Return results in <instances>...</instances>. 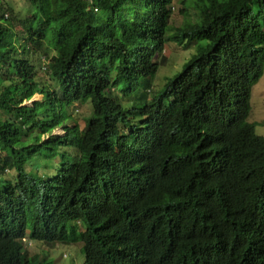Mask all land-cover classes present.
Instances as JSON below:
<instances>
[{"label": "trees", "instance_id": "obj_1", "mask_svg": "<svg viewBox=\"0 0 264 264\" xmlns=\"http://www.w3.org/2000/svg\"><path fill=\"white\" fill-rule=\"evenodd\" d=\"M26 1L18 18L0 0V264H52L23 250L28 219L30 238L73 246L74 264H264V137L247 120L264 0H196L173 39L205 43L150 100L173 0ZM121 83L125 97L142 88L125 106ZM86 100L83 129L50 134Z\"/></svg>", "mask_w": 264, "mask_h": 264}, {"label": "rangeland", "instance_id": "obj_2", "mask_svg": "<svg viewBox=\"0 0 264 264\" xmlns=\"http://www.w3.org/2000/svg\"><path fill=\"white\" fill-rule=\"evenodd\" d=\"M3 1L9 4V6L14 11V14H16L18 18H24L35 10V8L30 6V4H27L26 0ZM195 2L196 0H173L172 2V13L165 33L166 39L164 43V49L161 53V55L164 56L165 60L161 62L155 76L152 78V86L147 91L148 100L159 95L164 86V78L167 76V79L168 77L172 76L175 72L180 70L183 63L187 61L194 53H196L197 46L205 43L204 40H201L187 47H183L178 45L177 41L173 39V37L178 35L181 27L186 24L188 25L191 23H195L198 20H196L197 8L195 6ZM28 6L31 7L30 10ZM181 9H183V11H181ZM45 45L46 44L44 43V46ZM48 51L51 55V50ZM42 57L43 53L39 51H36L31 55V60L37 68V76L40 80L44 81V83L48 87H55V79L51 78L48 72L42 68ZM123 87V83L117 85L116 89L114 90V94H116L117 97L121 100L123 98L122 104L124 106L134 101L133 97H135V95L142 91V88L140 87L138 88V90L131 91L130 95H126L125 97L122 92ZM41 97V94H35L31 98L32 100H27L24 102V104H31L33 100H39ZM250 105L251 109L247 120L255 125L256 134L262 135L264 137V70L262 76L252 87ZM63 112L65 113V119L59 127L52 130V132L50 133L51 135H63L64 125H76L80 129H83L85 121L91 115L92 106L89 100L74 102L70 105L64 106ZM50 134L42 135V138L44 139ZM27 140L28 139H26V141ZM42 163L43 162H39L38 165H41ZM4 175L5 178L9 180L13 178V176H16V173L15 171L10 170L5 172ZM27 248L31 253L36 248H47V250L41 251L40 257L46 256L49 260H51L52 264H74L75 260L80 257V255L78 254L76 249H74L73 246L68 247L66 245H57L56 247H54L53 244L45 242L28 241Z\"/></svg>", "mask_w": 264, "mask_h": 264}, {"label": "clouds", "instance_id": "obj_3", "mask_svg": "<svg viewBox=\"0 0 264 264\" xmlns=\"http://www.w3.org/2000/svg\"><path fill=\"white\" fill-rule=\"evenodd\" d=\"M47 61L44 59V57H42V62H41V64H42V68L45 70V68H44V65H45V63H46ZM64 130V129H63ZM7 172V171H6ZM16 201H18L19 203H21L22 204V206L23 205H25L26 203H28V202H32V203H37V204H39L40 203V199H41V197L40 196H38V195H30V196H20L19 198H14ZM30 231H31V220L30 219H28V221H27V226L25 227V230H24V235L22 236V238H21V242H22V244H23V250L24 251H29V249L27 248V242L28 241H34V242H41V241H39V240H34V239H32V238H30L29 237V233H30ZM42 250H47V248H36V249H34L33 250V252L34 251H42ZM30 252V251H29ZM32 252V253H33ZM30 254H31V252H30ZM151 258H152V260H153V263L154 264H166L167 263V258H166V256H164V255H160V256H158V255H156V254H154V255H152L151 256Z\"/></svg>", "mask_w": 264, "mask_h": 264}, {"label": "water", "instance_id": "obj_4", "mask_svg": "<svg viewBox=\"0 0 264 264\" xmlns=\"http://www.w3.org/2000/svg\"><path fill=\"white\" fill-rule=\"evenodd\" d=\"M32 100V99H31Z\"/></svg>", "mask_w": 264, "mask_h": 264}]
</instances>
